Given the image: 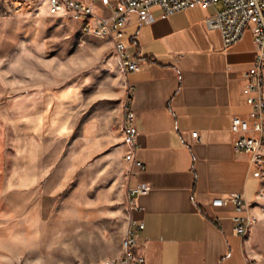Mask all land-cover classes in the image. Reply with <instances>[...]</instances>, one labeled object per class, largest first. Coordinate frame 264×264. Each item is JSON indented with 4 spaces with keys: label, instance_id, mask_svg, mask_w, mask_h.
<instances>
[{
    "label": "crops",
    "instance_id": "crops-1",
    "mask_svg": "<svg viewBox=\"0 0 264 264\" xmlns=\"http://www.w3.org/2000/svg\"><path fill=\"white\" fill-rule=\"evenodd\" d=\"M93 4L96 14H110L99 1ZM34 9L50 15L44 6ZM151 13L152 24L132 13L126 25L135 72L125 74L118 57L105 62L101 81L16 98L22 137L14 179L4 188L11 193L6 206L16 219H88L89 192L96 193V209L106 204L120 211L127 188L145 184L148 192L135 198L128 219L129 226L143 225L133 251L149 264H259L262 223L242 238L233 230V208L211 206L212 199L237 193L264 219V176L247 155L234 152L230 132L231 118L251 110L242 74L256 54L252 30L224 48L220 33L205 25L212 8L166 19L157 7ZM127 99L138 129L136 160L144 169L126 183L131 165L121 125Z\"/></svg>",
    "mask_w": 264,
    "mask_h": 264
},
{
    "label": "rangeland",
    "instance_id": "rangeland-1",
    "mask_svg": "<svg viewBox=\"0 0 264 264\" xmlns=\"http://www.w3.org/2000/svg\"><path fill=\"white\" fill-rule=\"evenodd\" d=\"M109 59H118L111 39L85 36L69 16L37 9L16 15L0 1V264H102L120 256L129 229L128 198L121 212L106 204L99 210L92 206L97 197L91 191L88 219H16L5 203L11 193L4 191L14 179L17 136L22 137L16 98L81 80L101 81ZM124 179L127 183L128 171ZM43 197L40 204L46 203V192ZM260 222L258 254L264 264V219Z\"/></svg>",
    "mask_w": 264,
    "mask_h": 264
},
{
    "label": "built area",
    "instance_id": "built-area-1",
    "mask_svg": "<svg viewBox=\"0 0 264 264\" xmlns=\"http://www.w3.org/2000/svg\"><path fill=\"white\" fill-rule=\"evenodd\" d=\"M13 14H23L36 7H46L50 15H67L82 23L85 36L109 38L119 57L125 74L135 72L138 62L131 58L125 43V29L129 17L135 13L143 24H152L154 17L151 10L157 7L161 11V18L167 17L194 8L213 9V14L206 17L205 25L208 30L220 33L224 48L236 44L243 32L251 28L253 42L256 49L252 67L242 74L244 88L247 92L246 103L250 112L246 115L233 116L230 123V132L235 136L233 150L237 154L249 157L250 163L257 168L261 177L264 175V115L261 87V66L264 63V0H97L100 5L110 11L109 15H98L94 9V0H0ZM220 5V8H216ZM123 143L128 152L124 159L130 163L129 179L136 177L144 166L136 160L138 145L136 142L138 129L136 116L131 109L130 99L123 106L121 125ZM192 137L199 139L198 133ZM137 167L135 170L133 167ZM145 184H138L127 189V198L130 209L135 207V198L146 194ZM214 208L231 207L235 215L231 217L233 230L244 238L251 228L258 222L253 212V205L237 193H230L224 198H215L211 201ZM143 225L131 224L126 239V251H122L119 259L105 261L102 264H149L144 255L136 254L133 247L137 243V233ZM246 264H257L247 260Z\"/></svg>",
    "mask_w": 264,
    "mask_h": 264
},
{
    "label": "bare ground",
    "instance_id": "bare-ground-1",
    "mask_svg": "<svg viewBox=\"0 0 264 264\" xmlns=\"http://www.w3.org/2000/svg\"><path fill=\"white\" fill-rule=\"evenodd\" d=\"M263 72H264V63H263V66H261V87H262L263 115H264V74ZM126 239H127V235L122 241V251H126Z\"/></svg>",
    "mask_w": 264,
    "mask_h": 264
}]
</instances>
